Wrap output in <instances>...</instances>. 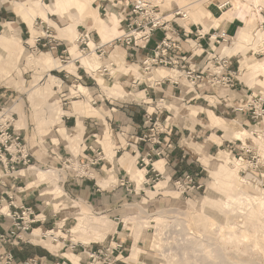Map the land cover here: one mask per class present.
<instances>
[{"label": "rangeland", "instance_id": "374dc122", "mask_svg": "<svg viewBox=\"0 0 264 264\" xmlns=\"http://www.w3.org/2000/svg\"><path fill=\"white\" fill-rule=\"evenodd\" d=\"M15 1L16 0H12V1L0 0V16L4 18L9 16L11 19L14 16L15 19V22L12 24L0 20V108L8 107L13 112H15L17 128L22 130V134L25 137L28 145L30 146L34 156L40 160V163L37 162L38 164L36 167L38 168L37 171L39 172L41 171L39 170V168L43 169L45 170V173H48V175L50 176L53 174L55 175L57 173V175H55L54 177H57L58 181L56 180L55 183L56 184L58 183L57 184L58 189L57 186L52 187V184H55L54 182H52V180L50 179L45 180L43 177L42 182L36 183L34 187H32L28 191V193L30 194L28 197V201L30 203L31 202L34 203L37 196H39V193L43 192V195H45V198H43L45 204H34V205H38L39 211L42 210L44 211L45 214H49V215H53L54 213L58 214L56 217L51 216V218H49L47 223L45 224V227H47L48 229H54V227L57 226L60 227L63 226L62 224H65L64 228L61 230L63 231V233L67 234L64 235L63 233L58 232L59 229H56L55 231L57 232L56 234H60L57 235L58 236V238H56L57 241H53V239L51 238L41 240L40 237L38 239L39 240L38 242L39 244L37 243L38 245L30 246L28 250L24 249L20 252L22 254V255L20 254L21 257L28 256L33 252V250L41 254L42 253L48 254V250H50L53 255L52 257L51 256H47V257L48 259L51 260L52 259L60 260V258L70 259L71 257L69 255L71 254H76V255L80 254L79 256L84 258L86 255L82 254V251L84 250L83 245H85L83 241L86 243L90 242L94 244L98 243V244L107 245L112 235L116 234L115 236L119 237L121 239L120 242H123V244L127 248L123 254L125 258L124 259L125 262H123L122 264H131V263L132 264H160V263L168 264L169 257L158 258L157 253H159V250L157 249V246L154 245L153 239H155L157 241L156 243L158 244L159 243L158 241L161 238L165 237L167 228H171L173 230L176 229L175 220L177 219L183 220L185 218L190 221L189 224L193 227V229L195 228L194 226L198 225L197 227L204 229L206 234H209L211 236L213 235L214 237L217 235L216 237L217 239L220 238L219 241L221 242V244L224 245L227 248V250L230 251V253L232 254L234 253L233 255L237 254L238 260L241 261L243 264L244 263L264 264V238H263L264 217L261 218L260 220L261 223H259L258 219L251 218L247 213L243 214L242 219L247 223L245 226L246 228L245 230H247L248 233H250V239L245 241L243 244H240L238 238L236 239L238 241H236L234 238L235 236L234 231L230 232V236L228 235L226 236L225 234H219L218 230L208 229L204 221L196 215V213L201 209L202 205H206L205 208L207 211H216L215 212L216 217L219 220H222L223 216L217 214V212H221L222 210L221 204L214 205L207 202V200L218 201L219 199H222V195H224L222 189L216 186L217 179L214 174H218L222 177L226 174L227 171L231 169V167L227 164L228 162H226L223 159L224 156L230 158L231 161L229 162H236L238 165H240L241 169L244 165V162L238 159H234L233 153H230L231 154L230 155L228 152H221L218 155V152L221 149H225L226 151L231 150V147H228L229 144L228 141L226 140H234V139L226 138L225 135L236 138L234 135H235V131L237 130L236 126L238 125L237 124L232 125L229 122L231 119L240 120V117L236 118L235 116H231V111L234 110V107H236L239 104V100H246L264 95V77L262 76V73L260 71H253L254 67L251 66L252 61H259L260 59L264 58V49L261 48L259 51L256 52L255 49L253 50L250 48L252 46L248 45L250 47L248 46L247 47L250 49L246 51V55H244V52H238L229 55L232 56V59L234 61V67L232 68V70L237 71V68L239 67L241 71H240V75L235 76L236 78H234L233 86L229 87L231 92H229L227 95H222L221 91L219 92L218 87H216L215 90L210 88V93L202 94L200 98H197L195 100L191 101L188 100V98L185 99V102L189 105H196L202 107V109L199 110V112L197 113L196 119L194 117L191 118V116L185 115V120L183 124L179 126L175 124L173 115L168 113L167 111H165L162 118H160L162 122L167 118L169 120V124L174 125L172 137L182 138L183 141L185 140L192 141L199 148L203 147V145H207V140L209 138L214 137L213 144L209 148L206 157L203 156L202 153L198 154L192 152V150L190 151L186 149L187 151L186 161L191 162L192 165L199 166V171L195 172L192 175H194L200 181L203 182L202 188L197 189V185H198L197 183H196L197 185L188 184L189 188L186 185L187 189L191 190L195 186L196 188H193L192 192L189 191L188 193L182 194L181 192L182 189H179L174 185L176 179H174V177L170 179L168 177L169 174L167 171H164V173L159 171L160 173L163 174L162 176L150 171V173L146 176V180L150 179L151 183L144 184L146 180L143 182L142 179L139 181V183L143 182L144 185L142 184L141 186H139L138 183L133 179L132 174L127 171L124 165L121 164L119 158L124 156V154L132 155V156L135 155L137 156V158H139V153L142 152L145 142L137 139L138 140L137 144H135V140L136 138H140L145 134L150 135L149 134L150 132L148 129H143L142 127L143 123L140 126V128L138 127V129L134 130L133 127H128L124 125L123 121H118L120 120L119 116H121L122 119L124 118V115L121 111L125 109L126 106L127 108H131L132 106H137L138 108H141L140 105H136L135 103L139 104L142 100H144V98L140 99L141 98L140 96H143V92H142L144 91L143 87H140V89L138 90L131 88V82L133 79H131V77L124 75L123 71L121 70V65H120L121 63L119 64V62L121 61V59H123L124 64L127 65V67L129 68V69L124 68L125 72L127 74L128 72H133V74H138L141 77L140 80H143V78H145L147 74L142 73L143 71L141 70V68H136V69L134 68L133 70L130 71V67H129L130 65H132L133 68V66L139 64L138 63L139 61L134 60L132 58V52L130 51L127 52L125 49L121 47L114 46L109 51L110 54L109 58H106V60H104L103 62V64H108L109 61H112V58L114 57L113 54L114 52L119 56L116 57V63L118 65L117 73L115 74L116 71L112 70L113 75L115 74V78L108 79L107 81L110 86L114 85L115 87V85L118 84L125 91L127 92L131 91L135 95L132 101L119 100V99L113 101V99H110L103 88V85L105 84L104 79L107 78L100 77L99 75L98 76L101 78V80H99L100 78L98 79L97 75L95 76L96 80L84 77L83 80L76 81L75 77L70 76L73 78V80H71L69 77H65V78L62 77V75L66 74L65 70H67L63 67L50 71V73H52L56 77L49 76V74L44 73L40 65L36 64V60H37L36 58L41 57V54L43 52H47V50L43 49L41 51H36L34 48L30 49L29 46L26 45L25 42L31 37V32L28 25L21 19V17L16 12L14 8ZM55 1L56 0H41V3L46 10L49 9L47 5H51V4L53 5ZM130 1L131 0H92L93 6L95 7V9L97 8L99 11L100 16L98 17L102 19H109L107 17L113 15L112 17L114 18V21L116 19L118 20L117 36L121 35L126 30L127 22L125 19V15L129 11ZM153 1L157 3L164 16H167L169 18L171 24L175 28H179V30H183L182 26L184 25H182L179 22V17L175 19L174 17H172V14L181 8H189L190 11L189 15L191 20L197 24H201V27L205 28V31L210 30L209 26H207L208 24H210L212 28L217 27L220 30H223V28H225L226 31L227 29L230 30L227 31L231 38V41L228 43V45L230 46L235 43V38L238 35L240 27H243L245 25L244 22L240 23L236 19H231L227 17L222 18V20L220 21H215L213 19V15L211 14V12L207 10V8L205 7L207 6V4L211 2L212 4L210 6L211 10L217 13V16L220 18L223 16L224 14L223 12H225V10L228 9V7L226 6L229 4V0H161L160 2H157V0H153ZM262 2L264 3V0H262ZM21 3H24L25 6L28 7V10L29 7H33L35 9L37 8L34 7L33 4H29L24 1ZM262 5L263 4H261V6ZM18 6L19 4H17V10L20 11L18 9ZM219 6L224 8L223 11L220 10ZM40 10H42L43 12V8ZM36 14L41 15V12H38V10L36 9ZM262 14H263L262 17H264V8L262 9ZM49 16L61 27L68 25L66 20L61 18L60 16H56L52 14ZM37 19L40 20V17H36L34 21V27L39 31L38 34L41 35L44 33L45 27L42 28L40 23L36 24ZM191 20L189 21L187 20L188 24L187 26L184 27L189 32L193 31V34L191 33L190 35V39L193 40L192 43L194 44V40H196V33H194L196 32V27L189 25L192 23ZM28 23L30 24V27H32L33 25L32 20L29 21ZM9 26L13 27L14 29L20 28V36L22 38V42L21 40L16 38V35L14 34L13 30L11 31L7 30L9 29L8 28ZM49 26L51 27L52 33L56 35L58 38H60L58 36L59 34L57 33L56 29L51 25ZM261 26H262L261 27L262 31H264V20H263V25L261 23ZM95 28H97L96 25H94V22L90 19L87 21L86 24H80L79 31L76 32L77 36L73 40H69L70 43H68V47L70 48V53L74 58L81 56L80 48H78L77 45L79 44L77 42V38L79 37L80 32H82L83 30L86 29L92 32L91 40L93 41V43H95L96 41L107 40V39H103L106 38L104 37L105 34L99 31L101 35L100 36ZM211 30L213 31V29ZM114 35L115 32L111 31V37H114ZM160 36L161 37L163 36V33L161 31H159L155 35L154 39H158ZM71 41L73 43H71ZM152 43L151 45H149L150 48L152 47V45H154V41ZM197 45L198 46L195 47V49L200 51L203 49L207 50V48L209 47L207 40L202 41ZM72 48H76L74 49L76 50L74 53H72ZM221 49L222 46L213 47L212 48V50L214 51L213 54L219 55ZM147 51L148 50H145L144 52L139 53L140 60L143 58L145 54H147ZM31 54H33L34 56H32ZM205 54L206 53L204 52L202 56L203 59L204 58L206 59ZM84 56L85 55H82L80 57L81 61L84 58ZM246 57L250 59V61L248 62H250L251 65H248L249 63L245 65L243 61H241V59L245 61ZM55 59L64 66L69 64V62L62 63L61 60L58 59L57 57H55ZM238 61L240 62V64ZM82 65L87 70V68L84 66L83 63ZM77 66L78 64H76L75 75L79 74L77 72L78 69ZM211 67H214V65H211ZM50 68H53V65ZM90 68L94 69L93 67ZM80 71L82 74H84L85 72L84 69L81 68ZM42 74L44 75V78L39 83V79L42 77ZM57 77L61 79L60 85H54L55 82L59 81ZM237 78H241V80L243 81L242 85L238 84V82L236 81ZM182 82L186 83L187 81L182 80ZM244 84H246V86H244ZM79 85H83L84 87L88 88L89 91L90 90L94 91L93 100L97 101L95 105L92 104L91 100L88 98V96H86L85 93L82 92L81 89H80L81 91H79L78 88ZM206 85L200 86V88H204ZM38 88H40V90ZM118 88L119 87H117L116 90ZM174 89L177 92H179L178 94H175V96L182 95L180 89L179 90L177 88ZM33 91H36L38 93V95L36 96V103L38 104V106H40L39 112L43 116V121H44V124L41 127L40 132L38 131L37 116L31 104L32 103L31 94ZM48 92H51L53 94V101L50 99L47 100L44 99ZM80 92H82L84 96ZM173 98L174 97L170 99ZM225 98L226 101L224 100ZM145 99L149 101L152 100L153 98H151L150 96L149 97L146 96ZM74 100H83L87 104L86 105L87 109L90 110L93 109V106L96 109L102 108L103 101H105L110 110L109 112L108 111L106 112L105 114L106 116L104 119H102L99 115H95V114L87 115L83 113L86 110L84 102L78 101L75 104L81 105L82 110L78 114H74L73 116L72 115L68 116L66 123L65 122H63L62 124L59 123L51 128V125L58 122L60 114L64 112L61 109V105L63 109L69 111L72 109ZM88 102L91 103L93 106H91ZM226 109H228L229 114H226ZM209 111H212L217 117L221 118L222 119L221 122L223 124L228 125L226 128V133L222 125H216L215 123H213L211 116L209 115ZM21 113H25L27 125L22 122ZM82 114H85L84 117L82 116ZM176 118L179 119L177 115ZM80 119L82 120L85 128L82 126V130H76L78 127V121ZM94 119H96L97 122H100L101 124H104L105 120L107 121L106 125H108L109 128L110 142H111V149L109 151L107 149V146L104 145L100 141V139L98 140L99 144H96V146L95 144L92 145L95 138H98V136L100 135L99 133H101L102 129H104V127L101 128V130H97V131L95 129L94 130L91 129L92 127H95V126L90 127ZM254 123L255 122L251 120L247 121L246 125L242 122L243 127L245 128H250ZM61 126H65L68 129H72V130L62 129L59 131L58 136H60V138H62L65 141L67 140L66 143L67 146L61 140L54 141L53 139V135L55 136L57 130L61 128ZM91 134H93L95 137L93 138L90 137ZM72 137L75 140H73ZM54 138L56 139L57 137ZM69 138L72 139L73 142L68 143V140H70ZM102 138L106 140L108 137L104 138L102 136ZM217 139H219V141L220 140L222 141V145ZM251 139H252L251 137H248L246 140L249 143L251 142ZM74 141L75 142L78 141L77 143L79 144L78 145L74 144ZM235 142L236 141L234 140L232 144H234ZM90 146L91 147L93 146L94 148L98 147L100 151H103L104 154H106L107 160L109 159L108 155L110 151L111 152L114 151L113 152L114 161L116 163L114 170L117 173V181L115 183H112L106 189L110 190L113 188L114 185L117 186V184L120 183L118 174L121 172L123 175L122 178L125 180V183L123 184L126 185L127 192L131 196L129 200L124 199L125 201L124 204L123 201H121L120 204H115L116 205L115 210L112 212V214H109L111 213V211H107L109 209L108 206H110L111 204L110 205L98 204L99 207L94 205L93 208L92 207L93 204H85L84 201L81 200V197L79 198L76 196H72L69 193H66L65 191L67 184L72 179L70 175L75 174L73 168L76 167H74V162H73V165L70 168H68L67 164H64L63 161H65V159L70 157H72L73 160L74 153L76 154L79 153L76 158L86 162V158L92 155L93 153L92 150L90 149ZM184 148H186L185 145ZM85 155L88 156H86V158L83 159ZM107 160L101 161V163L96 165L95 168L96 170L95 169L93 170V167L88 169V173L95 178L93 180V184H97V186L101 189L102 187L99 185V181L105 178L108 179L111 178L109 170L113 168V162L112 161L107 162ZM137 162L138 159L136 161V167H134L135 170L137 168L140 169L142 168L146 170V173L148 169L151 170L150 167L145 168L144 166H141V164ZM240 168L238 169L239 170L238 172H240L241 170ZM46 170H50V171L46 172ZM33 175H35V173L30 175L32 176L30 178L31 181L36 180V178ZM239 175L245 176L246 174L239 173ZM254 175L259 180L263 181V179L259 175L257 174ZM28 184L29 182H27V185ZM159 184L161 186H163L164 184L165 185L163 187H160ZM47 189H51V190H47ZM151 191L153 192L152 194ZM70 198L75 199L79 203L76 204L74 202V204L70 205L71 208L73 207L72 209H74V211L76 212L79 211L83 212L82 214L77 215L74 214V211H72L73 214L69 212V209L71 208H69V206L66 205L64 201ZM218 202H220V200ZM77 206H79V209L75 210ZM177 209L181 210V212L177 211ZM239 213L240 212L237 211L236 214ZM91 215L96 217H103L105 219L108 218V219L106 225L104 226L96 225L93 232L89 233L88 227H91L92 224L91 222L90 223L88 222V219L89 217H91ZM159 215L160 217L161 215L162 217L163 215L165 216L164 218L161 217V219H157ZM192 215L194 216L196 215V218L195 217L192 218ZM65 218H69V219L68 220L66 219L64 221L63 219ZM159 222L160 224H158ZM54 224H56V226ZM114 224L116 225V230L111 231L110 225L114 226ZM260 224L262 227L260 226ZM255 227L257 228V230L255 229ZM72 229L73 232L75 233L71 232ZM168 230L172 231L170 229ZM236 231L240 233L242 232V229L238 227ZM152 236L154 237L153 239L151 238ZM71 240L73 242L79 243V247H77L75 252H72L69 249ZM172 240H173L172 238H170L169 240L168 239L164 240V243H166L165 241L168 242ZM255 243H257V245ZM130 256L131 258H129Z\"/></svg>", "mask_w": 264, "mask_h": 264}, {"label": "built area", "instance_id": "2783aa9c", "mask_svg": "<svg viewBox=\"0 0 264 264\" xmlns=\"http://www.w3.org/2000/svg\"><path fill=\"white\" fill-rule=\"evenodd\" d=\"M172 17L177 19V17L184 18L186 15L182 9H179L172 14ZM125 19L127 23L124 33L108 42L96 41L95 46L91 47L92 32L86 29L80 33L77 42L79 43L78 48H80L81 56L94 52L100 60H103L109 58L111 48L123 45L128 51L132 52V58L139 61L140 68L145 74L154 75L156 69L159 67L168 68L179 74L177 79H174L172 76H162L154 78L151 82L138 78L131 82V88L133 89L138 90L140 87H143V90L147 93L150 90L163 93L164 87L168 85L178 90L180 89L182 93L181 81L186 80L194 86L195 93L198 94L191 99L192 101L202 96L201 93L197 92L200 86L207 84L206 86H210L213 90L220 85L232 87L234 78H236L235 76L240 75L241 70L239 67L237 71L232 70L234 67L232 56L222 55V53H219V55L210 54V48L221 47L223 44H228L231 41L227 31L220 30V34L214 35L213 33L218 29H214V32L212 30L205 32L201 24L192 22L189 25L196 27L194 45L192 43L193 40L190 39L193 31L189 32L184 26H182L183 30L175 28L153 0H131ZM36 22V24L40 23L41 27H45V29L43 34L36 37L35 42L43 47L48 46L50 50L57 49L58 42L62 39L54 35L49 24L41 18L40 20L37 19ZM159 31L163 33V36L155 42L153 48H150L149 45ZM45 39L47 41H43ZM205 40L208 41L209 45L207 50L203 49V53H206V59L197 60L184 53L183 44L185 42L193 50L198 46V43ZM145 50H148L147 54L140 60L139 53ZM62 54L64 55L61 60L62 63L75 62V64H78L77 72L79 74L75 75L65 70L66 77L73 76L76 81H81L84 77L96 80L95 76L98 73L103 78H115V75L111 72L112 68L116 69L118 66L115 61L103 64L98 72L93 70L87 71L82 65L81 56L74 58L70 53L68 45L62 50ZM209 63L214 65V67L210 66L208 68ZM80 68L84 69V74L81 73ZM80 93L84 96L82 92ZM163 100V97L158 99L153 98L149 101L144 99L139 103L140 107L144 110L142 127L143 129H148L150 132V135L145 134L135 140V144H137L138 140L145 142L142 152L139 153L137 162L145 168H151V170L147 171L145 177L150 171L162 176L163 174L155 167L156 159L164 157L168 151L177 147L172 140L174 125L169 124L167 118L163 122L160 120V115H163L165 111L169 113L167 108L162 104ZM224 100L226 101V98ZM96 102L93 100L92 104L95 105ZM151 107L155 108L159 114L158 116L150 110ZM9 109L8 107L0 108V264H48V262L49 264H74L69 258H60V260L50 262L47 257L32 256L21 260L16 255L15 250L22 245H38L32 242L30 234L36 227L45 226L51 216L56 217L58 214H45L44 211H39L35 205L30 204L28 201L27 197L30 195L28 191L32 187L27 188L29 180L21 174V171L36 168L37 162L40 163V160L34 156L22 134V130L16 126L15 113L9 111ZM234 111L246 114L251 121L255 122L254 125L260 128V136L263 137L264 143V95L239 100V104L234 107ZM95 125L96 121H93L92 126ZM234 140L236 142L230 153H233L234 159L245 162V166L241 169L240 174L251 172L259 175L264 181V156L258 143L253 138L249 143L247 140L246 142L242 139ZM90 149L93 153L86 158V162L76 158L81 169L73 168L75 174L70 175L71 178L95 179L88 173V169L95 167L101 161H105L106 154L93 146H90ZM73 162L72 157L63 161L64 164H67L68 168L73 165ZM122 181L125 183L124 179ZM150 183V179L144 182V184ZM188 184L197 185V189L203 186V182L192 174H186L183 178L174 182L175 187L182 189V194L189 191L192 192V189L196 188L195 186L189 190L187 189ZM54 225L56 226V224ZM64 226L65 224H63L61 229ZM115 235H112L107 245L96 243L88 247L82 244L84 248L82 254H86L84 258H80L82 264H122L125 262L123 254L127 248L123 242H120L121 239ZM52 237L53 241H57L56 238L58 236L55 233L52 234ZM43 238L48 239V234H43ZM77 247H79V243L71 240V251L75 252ZM48 251L52 254L50 250Z\"/></svg>", "mask_w": 264, "mask_h": 264}, {"label": "bare ground", "instance_id": "6f19581e", "mask_svg": "<svg viewBox=\"0 0 264 264\" xmlns=\"http://www.w3.org/2000/svg\"><path fill=\"white\" fill-rule=\"evenodd\" d=\"M160 1L161 0H157V2H160ZM32 2H33L34 7L36 6L38 8H41V0H33ZM261 4H263V5L261 6ZM211 5L212 4L210 2L205 7L207 8V10H209L211 12V14L213 15V19L215 21H220V20H222V18L227 17V18H231V19H236L240 23H242V22L245 23V25L240 28L239 34L237 36V43L240 46V48H244V47H247L248 45H250V46H252V48L254 47L253 49H255L256 52L259 51L261 48L264 49V43H263L264 31H262V28H261L262 27L261 23L263 25V20H264V17H262L263 16L262 9L264 8V3L262 2V0H229V4L226 6V7H228V9L225 10V12H223L224 14L220 18L217 16V13H215L214 11L211 10V8H210ZM27 8L28 7H26L24 3H19L18 9L22 13L25 12V10H27ZM219 8L222 11L224 9L221 6H219ZM181 9L185 13L186 17L179 18V20L181 19L183 22L187 23V20L188 21L191 20L190 15H189V12H190L189 8H181ZM51 11L57 12V14L63 15L65 17V19L67 20V22L69 23V26L66 27L63 32L68 33L70 40H73L77 36L76 32L79 31L80 24H86L88 19H93V21H94L96 27L99 29V31L101 33L105 34V36H106L105 39H107V37H111V31L115 30L114 18L111 17L109 19H102V18L98 17L97 10L92 6V0H56L55 3H53V5H51ZM29 12L32 16H34L36 14V9L33 7H29ZM23 17H25V16H23ZM191 22H193V21L191 20ZM100 26H101V28H99ZM71 43H73V42L71 41ZM94 44L95 43H93V41L91 40L90 46L94 47L95 46ZM74 49H76V48H74ZM98 58L94 52H91V53L85 55L83 59H84L85 64H87L89 67H92L94 64L98 63ZM248 61H250V59L246 57V60L245 61L243 60V63L245 65H247L248 63H249L248 65H251L250 62H248ZM251 63H252L251 66L254 67L253 70L254 71H260L262 73V76L264 77V58L260 59L259 61H252ZM70 69L72 70V68H70ZM112 69H111V71H112ZM162 72L164 74L171 75L174 79H177L178 75H179L178 72H176V71L170 72V71L163 69ZM142 73H144V72H142ZM148 75L150 76L151 74H148ZM105 83L108 84L107 82H105ZM78 88H79V86H78ZM80 89L84 91L83 86H81L79 88V91H81ZM182 90L184 92L183 97H188L190 95V93H192L193 88H192V86H190V84L188 85L185 83L182 85ZM218 91H221V89H218ZM37 95H38V93L36 91L32 92V94H31L32 103L31 104H32L34 112L37 116L38 129L40 131L41 127L44 124V121H43V116L39 112L40 106H38V104L36 103V96ZM125 97H127V96H125ZM44 99L45 100L50 99L53 101V94L51 92H48ZM182 101H183V98L179 97L178 99L176 98V100L171 104L172 106L174 104V106L177 108V117L179 119H181L183 115L188 114L189 116L195 118L196 110H197L196 106L187 105V104L183 103ZM211 102H212V100H211ZM86 109H87V107H86ZM75 110H76V112H80L82 110V106L75 104ZM88 110H90V109H88ZM9 111L13 112L11 109H9ZM21 120L23 123H25V119H24L23 115L21 116ZM44 126H46V125H44ZM236 127H237V130L235 131L234 136L236 138L242 139L245 142H246V139L248 137L253 138L258 143V145L260 146L261 153L264 156L263 137L260 136L261 131L259 129H257V126L253 125L250 128H245L243 126L238 125ZM102 134H103L104 138L108 137L107 132H104ZM72 139L75 140L73 137H72ZM72 139H70L68 141L71 143V142H73ZM77 142L78 141H76V142L74 141V144L78 145L79 143H77ZM223 156H224V154H223ZM76 157H77V155L73 156L74 167H76L77 169H81L79 163L76 160ZM223 159L226 162H228L227 164L231 167V169L229 171H227L226 174L222 177L218 174H214V175L216 176V179H217L216 180V186L220 187L222 189V191L224 192V195H222V199H219L220 202H218L219 200L218 201L207 200V202H209L210 204H214V205L221 204V208H222L221 212L222 213L217 212V214H220L223 216L222 220H219L216 217V214H215L216 211H207L205 208L206 205H202L201 209L196 213V215L204 221V223L208 229L218 230L219 234H225L226 236L227 235L230 236V232L234 231L235 240L238 238V240L240 241V244H243L245 241L250 239V233H248V231L245 230L246 229L245 226L247 223H246V221H244L242 219L243 214L247 213L251 218L258 219L259 223H261L260 222L261 218L264 217L263 181L259 180L251 172H247L245 176L239 175L240 172H238L239 171L238 169L240 168V165H238L236 162H229V161H231L229 157L227 158L224 156ZM109 161L110 162L112 161V155H109V159L107 160V162H109ZM161 164H162V162L157 163L156 166L157 167L161 166ZM244 166H245V162H244V165L242 168H244ZM24 170H23V172L25 173V175H28V176H30L31 174H34V173L35 174L39 173V171H37L38 168H29V169H24ZM49 171L50 170H46V172H49ZM134 171H135L134 177L138 180V183H139V180H141L143 177H145V172H144V170H142L140 168H137ZM112 172H113V168L109 170V173H112ZM43 174L45 175L44 176L45 180L50 179V180H52V182H54V183L56 182L57 177H54V176L57 175V173L55 175L53 174L51 176L48 175V173H43ZM160 184H162V183H160ZM160 184H159L160 187H163L165 185L164 184L163 186H161ZM52 186L56 187L57 184L56 183L52 184ZM57 189H58V186H57ZM152 193L153 192L151 191V194ZM64 202L66 205L69 206V208H71L70 205L74 204V201H72L71 199H66ZM72 208L69 209V212L73 214L72 211H74V209H72ZM78 209H79V206H77L75 210H78ZM177 211L181 212V210H178V209H177ZM237 211H239L240 213L236 214ZM210 212H212V213H210ZM82 213L83 212H80V211L79 212L74 211V214H77V215H80ZM196 215L195 216L192 215V218L193 217L196 218ZM164 216L165 215H163V217H162V215H161L162 218H164ZM161 217L159 215L157 217V219H161ZM175 218H177V217H175ZM107 219H105L103 217H96V216L91 215V217H89V219H88V222L89 223L91 222L92 225H91V227H88L89 228L88 232L89 233L93 232L96 225H101V226L106 225ZM162 221H163V219H162ZM175 221H176L175 222V226H176L175 228L176 229L178 228V229L173 230L171 228H167L168 232L166 231L165 237L161 238L158 241L159 242L158 244L156 243L157 241L155 239H153L154 237L153 236L151 237L154 240V245H156L157 249L159 250V253H157L158 258L169 257V263L168 264H172V263H174V264H243L241 261L238 260L237 254L233 255L234 253L233 254L230 253V251H228L227 248L221 244V242L219 241L220 238L217 239V237H216L217 235L215 236L216 237L215 238L213 235L211 236L209 234H206L204 229L197 227L198 225L194 226L195 228L193 229V227L189 224L190 221L185 219V218L183 220L177 219ZM158 224H160V222ZM260 226H261V224H260ZM238 227L242 229V232L238 233L236 231ZM168 229L172 230L173 232L169 231ZM255 229L257 230L256 227H255ZM44 230H45L44 227L36 228L30 234L31 238L33 240H38L40 237L43 236L42 234L44 233ZM110 230L115 231L116 225L115 224H114V226L110 225ZM258 231H260V230H258ZM46 234H48V236L52 237L53 232L49 231ZM100 237H101V234H100ZM262 237H263V235H262ZM170 238H172L173 240L168 241V242L165 241L166 243H164V240H167V239L169 240ZM238 240H236V241H238ZM162 242H163V244H162ZM226 243H227V241H226ZM255 244L257 245V243H255ZM83 255H86V254L84 253ZM160 264H163V263H160Z\"/></svg>", "mask_w": 264, "mask_h": 264}, {"label": "crops", "instance_id": "0c3cea01", "mask_svg": "<svg viewBox=\"0 0 264 264\" xmlns=\"http://www.w3.org/2000/svg\"><path fill=\"white\" fill-rule=\"evenodd\" d=\"M6 1H12V0H6ZM26 2V3H29V4H33V2L32 1H30V0H16L15 2H14V8H15V10H16V12L18 13V15L21 17V19L28 25V27H29V29H30V32H31V37L25 42L26 43V45H28L29 46V48L30 49H35L36 51H41V50H47V52H43L42 54H41V57H39V58H36L37 60H36V64L37 65H40L41 67H42V69H43V71H44V73H47V74H49V76H54V77H56L55 75H53L52 73H50V71H52V70H55V69H57V68H65V69H67L68 70V72H70V73H73V74H75L76 73V64H75V62H69V64H67L66 66H64V65H62V64H60L59 63V61H57L56 59H55V57H57L58 59H60V60H62V58H63V54H62V50L66 47V45H68V43L70 42L69 40H70V37L68 36V33H65V32H63L64 31V29L66 28V27H68L69 26V23L67 22V20L65 19V17L63 16V15H61V14H57V12H52L51 11V5H47L48 6V8L50 9H46V10H44L45 8L43 7V5H42V3H41V8H39L38 9V7L36 8L37 10H38V12H41V15H39V14H35V16H32L31 14H30V12H29V10H28V8H27V10H25L26 12H23V13H21L20 11H18L17 10V4H19V3H21V2ZM92 6H93V2H92ZM36 7V6H35ZM94 7V6H93ZM43 8V12H42V10H40V9H42ZM95 8V7H94ZM97 9V8H96ZM97 13H98V16H100L99 15V11H98V9H97ZM44 14V15H43ZM56 15V16H60L61 18H63V19H65L66 20V22H67V26H64V27H62L61 28V26H59L53 19H51L50 18V16L49 15ZM31 15V16H30ZM23 16H25V17H23ZM113 16V15H112ZM112 16H110V17H107V18H111ZM36 17H40V18H42L44 21H46L49 25H51V26H53L55 29H56V31H57V33L59 34L58 36L61 38V39H63V40H60L58 43V47H57V49H54V50H50L49 49V47L47 46V47H43L42 45H38L36 42H35V39H36V37H37V35H39L38 33H39V31L37 30V29H35V27H34V21H35V19H36ZM115 19H116V17H115ZM0 20H2V21H5V22H7V23H9V24H12V23H14L15 22V19H14V16L12 17V19L9 17V16H7V17H2V16H0ZM32 20V22H33V25H32V27H30V25H29V21H31ZM89 20V19H88ZM87 20V21H88ZM90 20H92L93 21V19H90ZM94 22V21H93ZM179 22L182 24V25H184V26H187V24L188 23H186V22H182L181 20H179ZM194 22V21H193ZM87 23V22H86ZM94 25H95V23H94ZM114 25H115V30L113 31V32H115V35H114V37L115 36H117V34H118V30H117V26H118V20L116 19L115 21H114ZM207 26H209V28H210V30L211 29H218L217 27L216 28H212L211 27V25L210 24H208ZM101 27V26H100ZM99 27V28H100ZM9 29H7V30H9V31H11V30H13V32H14V34L16 35V38L17 39H19V40H21V42H22V38H21V36H20V28H17V29H14L13 27H11V26H9L8 27ZM241 28V27H240ZM97 31H98V33H99V35H100V32H99V30L97 29V28H95ZM204 30H205V28H204ZM209 30V31H210ZM208 31V30H207ZM221 31H226L225 30V28H223V30H221ZM221 31H220V29H218V30H216L213 34L214 35H216V34H220L221 33ZM227 31H230V30H228L227 29ZM239 31H240V29H239ZM206 32V31H205ZM212 32V31H211ZM238 34H239V32H238ZM101 36V35H100ZM238 36V35H237ZM68 37V38H67ZM104 37H106V36H104ZM114 37H108L107 38V40H101L102 42H107L108 40H111L112 38H114ZM160 38H161V36L158 38V39H154L153 38V40H152V42L154 41V44H155V42H157L158 40H160ZM103 39H105V38H103ZM156 40V41H155ZM43 41H47L46 39L45 40H43ZM151 42V43H152ZM153 44V43H152ZM151 45V44H150ZM184 53H186L189 57H191V58H194V59H197V60H203V54L204 53H202L203 52V50H196V49H190V46H189V44L187 43V42H185L184 44ZM153 46L154 45H152V47L151 48H153ZM115 47H121V48H123V49H125L127 52H128V49L125 47V46H123V45H117V46H115ZM248 47H250V46H248ZM248 47H244V48H240V46L238 45V43H237V37L235 38V43L233 44V45H228L227 43H225V44H223L222 45V49H221V52L220 53H222V55H232V54H235V53H238V52H244V55H246V51L248 50V49H253L252 47H250V48H248ZM232 48V49H231ZM210 50V52H211V54H213V50H212V48H210L209 49ZM254 50V49H253ZM28 51H30V50H28ZM76 50H74V48H72V53H74ZM114 54V57L112 58V61H115L116 62V57H119L117 54H115V52L113 53ZM32 56H34L33 54H31ZM97 56V55H96ZM97 58H98V56H97ZM115 59V60H114ZM104 60H106V59H103V60H100L99 58H98V63L97 64H94L92 67L94 68V69H91L87 64H85V62H84V59H82V63L84 64V66L87 68V70H89V71H91V70H93V71H96V72H98V70H99V68H101L102 66H103V62H104ZM241 61H243V59H241ZM110 62V61H109ZM121 63V64H120ZM139 63V62H138ZM119 64L121 65V70L123 71V73H124V75L125 76H128V77H131V79H133V80H136V79H141V77H140V75L138 76V74H133V72H128V74L125 72V70L123 69L124 67L126 68V69H129L128 67H127V65H125L124 64V60L123 59H121V61L119 62ZM53 65V68H50L51 66ZM211 66V64L209 63L208 64V68ZM73 67V70H71L70 68H72ZM130 67V71L131 70H133L134 68L136 69V68H140V63L138 64V65H135V66H133V68H132V65H130L129 66ZM167 70V71H170V72H173L172 70H170V69H168V68H163V67H159V68H157L156 69V71H155V73H154V75H146V77L145 78H143V80H147V81H149V82H151L154 78H156V77H164V76H171V75H169V74H164L163 72H162V70ZM112 70H114V71H116L115 72V74L117 73V68L116 69H112ZM254 71V70H253ZM112 72V71H111ZM112 74H113V72H112ZM114 74V75H115ZM208 74V73H207ZM96 75H97V77H98V73H96ZM100 76V75H99ZM62 77H66V74H64V75H62ZM101 77V76H100ZM100 77H98V79L100 78ZM44 78V75L42 74V77L39 79V83H40V81L42 80ZM58 78V82H55L54 83V85H60L61 84V79L59 78V77H57ZM71 80H73V78L72 77H69ZM99 80H101V78L99 79ZM105 80V82H107L108 83V79H104ZM237 82H238V84L240 85H242L243 84V81L241 80V78H237V80H236ZM102 82V81H101ZM104 82V83H105ZM182 82V81H181ZM38 83V84H39ZM185 82H182L181 83V88H182V85L184 84ZM186 84H188L189 85V83H187L186 82ZM53 85V86H54ZM81 86H83V85H79V88L81 87ZM190 86H192V88H193V90H192V93H190V96L189 97H183V95H184V92H182V95H178V96H175V94H178L179 92H177L172 86H168V85H166L165 87H164V92L163 93H161V92H155V91H153V90H150L148 93L147 92H145V91H142L143 92V96H140L141 98L140 99H142V98H146V96L147 97H151V98H156V99H158V98H164V100H163V102H162V104H163V106L165 107V108H167V110L169 111V113L170 114H172L173 115V119H174V121H175V124L176 125H179V126H181L182 124H183V122H184V120H185V115H183L182 116V118L181 119H177L176 118V115H177V108L174 106V104H173V106L171 105L175 100H176V98L178 99L179 97L180 98H183V103H185V104H187L186 102H185V99H187L188 98V100H191L195 95L197 96L198 94L197 93H194L195 92V88H194V86L193 85H191L190 84ZM244 86H246V84H244ZM84 87V86H83ZM117 87H119L117 90H116V88ZM115 87H114V85L113 86H110L109 85V83L108 84H104V86H103V88H104V90L106 91V93H107V95H108V97L110 98V99H113V101L114 100H128V101H132L133 99H134V97H135V95L131 92V91H129V92H127V91H125L124 89H122V87L120 86V85H118V84H116L115 85ZM86 87H84V93L86 94V96H88V98L91 100V102L93 101V94H94V91L93 90H88V88H86ZM115 88V89H114ZM210 86H205L204 88H198L197 89V92L200 94H206V93H210ZM39 90H40V88H38ZM218 89H221V93H222V95H227L229 92H231V90H230V88H229V86L228 85H220L219 87H218ZM206 90V91H205ZM203 92V93H202ZM205 92V93H204ZM220 92V91H219ZM121 93V94H120ZM71 94V93H70ZM149 94V95H148ZM132 95V96H131ZM141 95V94H140ZM123 96V97H122ZM125 96H127V97H125ZM172 97H174L173 99H170V98H172ZM175 99V100H174ZM78 101H82V102H84L83 100H74L73 101V105H72V109L71 110H69V111H67V110H65V109H63L62 108V105H61V109L64 111V113H61L60 114V117H59V120H58V122H56L55 124H52L51 125V128L54 126V125H56V124H59V123H63V122H65L66 123V120H67V117L66 116H73L74 114H77V113H79V112H76V110H75V103L76 102H78ZM196 102H198V101H196ZM89 103V102H88ZM90 104V103H89ZM136 105H139V104H137V103H135ZM84 105H85V107H86V103L84 102ZM91 106H93L92 104H90ZM187 105H189V104H187ZM103 107L102 108H100V109H96V108H94V106H93V109H91V111L90 110H88V109H86L85 111H84V113L85 114H87V115H91V114H95V115H99L102 119H104L105 118V114H106V112L108 111L109 112V107H108V105H107V103L105 102V101H103V105H102ZM172 106V107H171ZM193 106H196V105H193ZM170 107V108H169ZM196 108H197V110H196V116H197V113L199 112V110H201L202 109V107H200V106H196ZM95 110V111H94ZM150 110L152 111L153 110V112L155 113V114H157V116L159 115L158 113H157V111L155 110V108L154 107H151L150 108ZM90 112V113H89ZM122 113H123V115H124V118L122 119V117L121 116H119L120 118V120H118V121H123L124 122V125H126V126H128V127H133L134 128V130H136V129H138V127L140 128V126L142 125V123H143V121H144V110L142 109V108H138L137 106H132L131 108H127V106L125 107V109H123L122 111H121ZM22 114H24L23 116H24V119H25V123H26V125H27V120H26V115H25V113H21V116H22ZM85 114H83L82 116L84 117V115ZM226 114H229V112H228V109H226ZM209 115L211 116V119H212V121H213V123H215L216 125H222V127L225 129V133H226V128H227V124H223L221 121H222V119L221 118H219V117H217L212 111H209ZM81 116V115H80ZM81 116V117H82ZM162 116L163 115H160V118H162ZM186 116H189L188 114H186ZM196 116H195V119H196ZM231 116H235L236 118H238V117H240V120H238V119H231L230 120V124H232V125H234V124H237V125H240V126H243V124H242V122L246 125V123H247V121H250V118L246 115V114H239L238 112H235L234 110H232L231 111ZM62 118V119H61ZM192 118V117H191ZM57 119V118H56ZM94 121H96V125H95V127H92V125H90V127H92L91 129H95L96 131L97 130H101V128H103L104 127V129H102L103 131L101 132V133H99L100 135L98 136V138H95V140H94V142L92 143V145H94L95 144V146H96V144H99V139H100V141L104 144V145H106L107 146V149H108V151L111 149V142H110V132H109V128H108V125H106L107 124V121L105 120L104 122V124H101L100 122H97V120L96 119H94ZM117 121V122H118ZM211 121V122H212ZM238 121V122H237ZM224 122V121H223ZM116 123V122H115ZM20 124H21V121H20ZM25 125V126H26ZM254 125V124H253ZM252 125V126H253ZM21 126V125H20ZM23 126V125H22ZM82 126L85 128V126L83 125V122H82V120L80 119L79 121H78V127H77V129L76 130H82ZM254 126H257V125H254ZM108 128V129H107ZM62 129H67V130H72V129H68V128H66L65 126H61V128H59L58 130H57V133L55 134V136L53 135V139H54V141H59V140H61L66 146H67V140L65 141V140H63L62 138H60V136H58L59 135V131L60 130H62ZM257 129H259L260 130V128L257 126ZM38 131H39V129H38ZM40 132V131H39ZM100 132V131H99ZM104 132H107V134H108V138L105 140V139H103L102 138V133H104ZM98 134V133H97ZM51 136H52V134H51ZM54 137H57L56 139L54 138ZM90 137H95L93 134H91L90 135ZM225 137L226 138H230V139H240V138H233V137H231V136H227V135H225ZM214 139V137H212V138H209L208 140H207V145H203V147H201V148H199V147H197V145L194 143V142H192V141H187V140H185V141H183L182 140V138H176V137H172V140L174 141V143L176 144V149H173V150H170V151H168L166 154H165V156L164 157H162V158H157L156 159V161H155V167L156 168H158L159 169V171L161 172H163L164 173V171H167L168 172V174H169V178L170 179H172L173 177H174V179H176V180H179V179H181V178H183L186 174H194L195 172H197V171H199V166H195V165H192V163L191 162H187L186 161V158H187V151H186V149L187 150H192V152H194V153H198V154H201L202 153V155L203 156H205L206 157V155L208 154V150H209V148L211 147V145L213 144V140ZM218 141H219V139H217ZM226 141H228V147H231V149L234 147V145H235V143L234 144H232L233 143V141L234 140H226ZM82 142V141H81ZM220 142V144L222 145V141L220 140L219 141ZM68 143H70L69 141H68ZM226 144V143H225ZM232 144V145H231ZM110 145V146H109ZM184 145H185V147L186 148H184ZM223 145H224V143H223ZM192 147V148H191ZM98 148V147H97ZM70 149H71V147H70ZM99 149V148H98ZM199 149V150H198ZM113 152L114 151H110V153H109V155H112V162H113V172L112 173H110V175H111V178H105V179H103V180H101V181H99V185L102 187V189L101 188H99L98 186H97V184H93V180H88V179H78V178H72L71 180H70V182L67 184V186H66V188H65V191H66V193H69L70 195H72V196H76V197H81V200L82 201H84V203L85 204H93L92 205V207L94 206V205H96L97 207H99V205L98 204H111L110 206H108L109 207V209L107 210V211H111V213H109V214H112V212L115 210V204H120L121 203V201H123V204H124V199L125 200H129L130 198H131V196L128 194V192H127V187H126V185L125 184H123V181H122V177H123V175H122V173L120 172L118 175H119V181H120V183L119 184H117V186H113V188L112 189H110V190H107L106 188H108L112 183H115L116 181H117V173L115 172V170H114V167H115V165H116V163H115V161H114V154H113ZM221 152H228L229 154H230V151H226L225 149H221L219 152H218V155L221 153ZM79 153H74V156H76V155H78ZM108 155V156H109ZM231 155V154H230ZM86 156H88V155H85L84 157H83V159L84 158H86ZM137 156H132V155H128V154H124V156H122L121 158H119V161H121V164L122 165H124L125 167H126V169H128L127 171L128 172H130L131 174H132V177H134V170H135V168L134 167H136V161H137ZM105 160H107V157H105ZM160 162H162V164H161V166H156V164L157 163H160ZM130 164V165H129ZM133 167V168H132ZM138 167V166H137ZM96 168V166L95 167H93V170ZM142 169V168H141ZM39 170H41L38 174H35V175H33L35 178H36V180H34V181H31V177L32 176H28V175H25V173L23 172V170L21 171V174L22 175H24V176H26L27 178H28V182H29V184H28V186H27V188H31V187H34V185L36 184V183H38V182H42V180H43V177L45 176L43 173H45V170H43V169H39ZM43 170V171H42ZM96 170V169H95ZM142 170H145V169H142ZM149 170V169H148ZM25 171V170H24ZM24 173V174H23ZM145 173H146V170H145ZM135 181L137 180L135 177L133 178ZM143 179V182L145 181V179H146V177H143L142 178ZM141 179V180H142ZM30 181H31V183H30ZM140 181V180H139ZM137 183H138V180L136 181ZM143 182H141V183H138V185L139 186H141L142 184H143ZM166 183V182H165ZM58 184V183H57ZM104 186V187H103ZM53 187V186H52ZM52 189V188H51ZM51 189H47V190H51ZM124 194V195H123ZM28 198V197H27ZM43 198H45V195H43V192L42 193H39V196H37V198L35 199V202L34 203H30V204H32V205H34V204H45L44 202V200H43ZM71 200H73L76 204H79L78 203V201H76L75 199H72V198H70ZM126 202H128V201H126ZM38 209H39V207H38V205H35ZM91 206V205H90ZM95 206V207H96ZM94 208V207H93ZM40 217H42V216H40ZM67 218H65V219H63L64 221L66 220ZM62 220V221H63ZM63 225V224H62ZM42 227H44L45 228V230H44V233L43 234H46L47 232H49V231H52L53 233H57V232H55L56 231V229H59L58 230V232H61V233H63V231L61 230V227L62 226H60V227H55L53 230L52 229H48L47 227H45V226H42ZM36 228H38V227H36ZM35 228V229H36ZM40 228V227H39ZM34 229V230H35ZM71 232L72 233H75V232H73V229L71 230ZM42 234V235H43ZM64 235H67L66 233H63ZM56 235H60V234H56ZM49 238H51V239H53V237H50L49 236ZM30 239L32 240V242H34L35 244H37L38 242H39V240L37 241V240H33L32 238H31V235H30ZM42 239H44L43 238V236L41 237V240ZM83 243L86 245V246H88V247H90L92 244H94V243H86V242H84L83 241ZM39 244V243H38ZM30 246H36V245H29V244H26V245H22L21 247H19V248H17L16 250H15V252H16V255H17V257L19 258V259H21V260H23V259H25V258H28V257H32V256H38V257H47V256H51L52 257V255L53 254H51L49 251H48V254H41V253H39V252H37V251H35V250H33V252L31 253V254H29L28 256H24V257H21V251L22 250H28V248L30 247ZM70 249V248H69ZM71 250V249H70ZM21 254V255H20ZM71 258V260L75 263V264H82L81 263V261H80V258H82V257H80L79 255H76V254H71V255H69ZM131 257V256H130ZM129 257V258H130ZM47 259H48V257H47ZM50 262L51 261H56V260H59V259H48ZM48 264H49V262H48Z\"/></svg>", "mask_w": 264, "mask_h": 264}]
</instances>
